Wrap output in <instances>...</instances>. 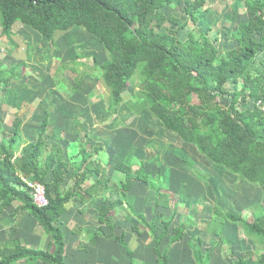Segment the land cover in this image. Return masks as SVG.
Segmentation results:
<instances>
[{"label":"trees","instance_id":"1","mask_svg":"<svg viewBox=\"0 0 264 264\" xmlns=\"http://www.w3.org/2000/svg\"><path fill=\"white\" fill-rule=\"evenodd\" d=\"M207 2L0 0V14L6 34H10L16 23H21L44 38H51L54 44L57 43L56 33L75 28L95 36L107 55L102 64L95 55L92 58L108 87L112 114L127 100L131 110L147 113L160 121L165 130L196 146L213 163L246 183L264 187V111L256 105L264 99V0L243 1L246 19L232 33L235 46L223 49L208 36L210 27L200 28L207 24L203 18L209 8ZM179 3L184 6L182 16L166 13L165 10L175 9ZM182 29H187V38L181 37ZM79 57L76 54V59ZM25 67L26 63L19 64L2 73L6 85ZM224 98L226 104L222 101ZM20 127L21 122H17L11 131H5L0 124L3 136L0 140V209L18 202L19 211H29L52 235V246L43 251L18 239L14 249L3 252L0 264L35 261L65 264V233L57 221L75 192L60 189L67 174L60 161L55 168L54 183L45 181L57 158L56 154H49L46 163L41 162L48 147L42 136L48 133L49 115L41 124L38 142L24 144ZM22 144L23 156L16 157ZM83 148L88 150V143ZM117 170L126 174L125 190L137 180L149 181L157 188L161 185L159 178L152 180L142 168L135 171L130 165L119 162ZM27 178L44 184L49 205H36ZM106 191L107 187L102 190L104 196ZM117 206L116 202L108 201L100 206L101 220L115 221ZM246 209L252 211L253 221L243 217L244 210L235 213L217 204L216 217L209 225L229 220L255 240L256 248L237 257L232 264H264V204L256 202ZM187 226L182 224L176 230L170 249L185 236L183 230ZM223 227L218 231L223 232ZM169 248L163 252L157 250L160 264H169ZM194 254L198 264L211 263L210 256L200 250Z\"/></svg>","mask_w":264,"mask_h":264},{"label":"crops","instance_id":"2","mask_svg":"<svg viewBox=\"0 0 264 264\" xmlns=\"http://www.w3.org/2000/svg\"><path fill=\"white\" fill-rule=\"evenodd\" d=\"M233 1L230 10L237 14L245 7L244 0ZM207 5L209 10L212 1L208 0ZM244 13L243 20L246 19ZM205 14L203 18L207 24L203 25L212 28ZM200 28L204 29L202 25ZM76 31L84 30L75 28L70 32ZM13 34L20 36L17 49L9 54L4 52L1 57V47L4 42H14ZM5 35L6 38L4 35L0 38V64L9 69L28 63L23 54L25 36L36 41L34 56L28 58L34 59L36 66L47 72L43 75L37 67L40 78L31 76L27 81H34L32 86L23 85V76L32 74L26 72V66L8 85L0 87V124L5 131H11L21 122L24 144L38 142L41 124L49 115L50 127L42 136L48 147L41 162L45 164L49 154H56L57 158L45 181L54 183L55 168L60 161L62 170L67 171L60 189L75 192L57 221L65 233V264H160L157 250L163 252L169 248L182 224L188 225L183 230L185 236L169 248V264H198L194 254L197 250L210 256V264H232L237 257L255 249L253 238H247L237 224L226 220L222 232L218 231L219 223L209 225V221L215 219L217 204L239 213L256 202L264 203L263 186L246 183L213 163L196 146L165 130L160 121L147 113L131 110L127 100L114 114L110 113L109 90L99 70L85 77H75L76 84L60 72L59 66L52 72V66L62 60L64 37L57 41V56L51 54L50 64H47L46 56L41 54H45L48 47L41 54L38 51L42 48L37 47H42L44 40L49 38L41 40L37 31L21 23L15 24L10 34ZM83 46L87 50L99 47L105 54L95 36L88 35ZM91 55L98 56L91 53L87 57ZM74 88L77 89L73 92ZM26 108L31 110L30 115L23 111ZM137 118L145 123L143 131L133 128ZM2 137L1 134L0 140ZM87 143L88 150H84ZM22 150L23 144L16 157L23 156ZM84 156H88V160ZM119 162L130 165L135 171L142 168L152 180L159 178L160 187L137 180L125 190L128 179L125 173L117 170ZM194 167L198 172L193 171ZM21 175L23 177V172ZM107 176L111 178L106 180ZM26 181L33 180L27 178ZM105 187L109 189L108 199L102 192ZM106 201L118 204L115 221L101 220L100 204L103 206ZM18 204L15 202L0 209V259L15 248L18 239L43 251L52 246V235L29 211H19Z\"/></svg>","mask_w":264,"mask_h":264},{"label":"rangeland","instance_id":"3","mask_svg":"<svg viewBox=\"0 0 264 264\" xmlns=\"http://www.w3.org/2000/svg\"><path fill=\"white\" fill-rule=\"evenodd\" d=\"M211 1H212V6L209 10L206 11V14H205L206 19H207L206 21H209V23H211V25H212V28H211L212 31H210L208 33V36L215 43L220 45L221 49L228 48L231 46H235V42H234V40H232V33H233L234 29L237 28L239 22L242 21L243 18L245 17L244 16L245 10L243 9L245 7H242L240 12H238L237 14H234L230 10V8H231L230 5H231V3L234 2L233 0H211ZM209 4H210V2H209ZM183 7H184L183 5L178 4V6L175 7V9L169 8L165 11H166V13L173 12L174 15H176V16H182ZM202 27H204V30L207 29L205 27V25H202ZM2 33H4V34H2ZM5 34L6 33L4 32V30L2 28V16L0 14V38L2 37V35H4L3 37L6 38L7 36ZM39 35H41V34L39 33ZM55 35L57 37V41L58 40L60 41L64 37V43L62 44V47H63L62 60H61V62H56V64H54V66H52V68H51L52 72H55V70L59 66L60 72H63L62 74H64V75H67V77L74 84H76L75 77L80 78L82 75L86 76L87 74H92L94 71L98 70V64H95V61H93V58H92L93 55H91L90 56L91 58H89V57H87V54L88 55L91 53L97 54L98 56H96V55L95 56L97 57V61L99 64H102L104 62L106 56H107V55H105L106 53L103 55V52L101 49H99V47L95 46L89 50H87V48L82 47L83 43L86 42L88 35H90L86 31H79V32H77V31L76 32H70L69 31V32H66V34L65 33H56ZM180 35L183 38H186L188 36L187 31L183 30V29L180 31ZM41 37H42L41 40L47 39V38H44L42 35H41ZM19 38H20L19 35L13 34V36H12V40L14 41L13 43H6L5 44V42L3 40L1 41V42H4V44H5V45L3 44V46L1 47L3 49L1 57L4 56V54H5L4 52H6L7 54H9L12 51L15 52V50L17 49V43H18ZM49 39L50 40H48V39L44 40L42 47L41 46L37 47V48H42L41 51H38L39 54H41L42 50L45 49V47H48V49L46 50V53L41 54L43 56H46L44 58L47 59V61H46L47 64H50V62H48V60H49L51 54H52V57L57 56L56 49L59 47L57 43H56L57 44L56 45L51 41L52 40L51 38H49ZM49 41H51V42H49ZM49 43H50V45H49ZM34 44H36V41L34 39L31 40L30 38L28 39L25 36H23V54L25 57H27L25 61L28 60V63H26V66H27L26 72L28 70V73H32L31 75L26 74L23 76V85L32 86L31 84L34 81H32L31 83H29L27 81L29 79V77H31V76H35V77L40 78V75H39L40 72L38 73V71H37L38 68H39V71L44 73L43 75H46V73H47L46 70H43L40 67L36 66L37 63L34 59L28 58L29 55L34 56V53H35V51H34L35 45ZM52 49L54 50L53 52H52ZM67 52H68V56H66ZM74 53L80 55V57L78 59H76V57H74ZM36 55H37V53H36ZM9 69H10V67H9ZM9 69L5 68L4 64H0V87H2V88H4L6 85V77L3 76L2 73L7 72ZM41 77H42V75H41ZM18 79L19 78L15 79V80H18ZM21 79H22V77H21ZM9 82H11V81H9ZM134 90H135V88H134ZM0 93H2V92H0ZM126 97L128 98L130 96L128 94H126ZM222 101H223V103L226 104L227 99L224 98V99H222ZM23 111H28V115L31 114V110L29 108H26ZM124 125H127V124H122V126H124ZM133 128L137 129L138 131H143L145 128V123L140 118H137V122L133 125ZM180 142L181 141H178V143H180ZM192 169H193V171L198 172L196 167H194ZM110 178H111L110 176H107L106 180L110 179ZM108 190L109 189L107 187V191ZM105 197H106V199H108L107 195H105ZM253 205L254 204H252L249 207L252 208ZM100 206H102V205L100 204ZM250 211L251 210H245L241 214L243 215V217H245L246 220L253 221V215L250 213ZM214 217H216V215ZM223 223L225 224L224 221H223ZM223 223L221 222V224L219 225L220 228H222L224 226V225H222ZM215 225H217V224H215ZM244 233H246V232L244 231ZM246 235L248 238L249 235L247 233H246ZM254 242H255V240H254ZM256 246H257V244L255 242V248H256Z\"/></svg>","mask_w":264,"mask_h":264},{"label":"built area","instance_id":"4","mask_svg":"<svg viewBox=\"0 0 264 264\" xmlns=\"http://www.w3.org/2000/svg\"><path fill=\"white\" fill-rule=\"evenodd\" d=\"M258 105L264 111V100H260ZM28 188L31 190V193L34 198V202L39 207H45L49 205V198L47 196L46 187L39 182H27Z\"/></svg>","mask_w":264,"mask_h":264},{"label":"bare ground","instance_id":"5","mask_svg":"<svg viewBox=\"0 0 264 264\" xmlns=\"http://www.w3.org/2000/svg\"><path fill=\"white\" fill-rule=\"evenodd\" d=\"M261 100H264V99H261ZM260 101V100H259ZM258 101V102H259ZM258 102L256 103V105H258ZM259 106V105H258ZM260 107V106H259ZM261 108V107H260ZM262 109V108H261ZM27 182H29V181H27ZM30 182H36V181H30ZM40 183V182H39ZM44 185V184H43Z\"/></svg>","mask_w":264,"mask_h":264}]
</instances>
